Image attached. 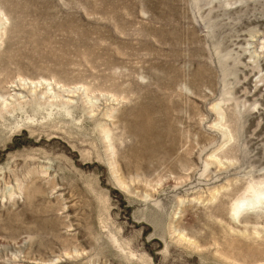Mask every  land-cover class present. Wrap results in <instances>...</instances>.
<instances>
[{"label": "rangeland", "instance_id": "obj_1", "mask_svg": "<svg viewBox=\"0 0 264 264\" xmlns=\"http://www.w3.org/2000/svg\"><path fill=\"white\" fill-rule=\"evenodd\" d=\"M262 196L264 0H0V264H264Z\"/></svg>", "mask_w": 264, "mask_h": 264}, {"label": "bare ground", "instance_id": "obj_2", "mask_svg": "<svg viewBox=\"0 0 264 264\" xmlns=\"http://www.w3.org/2000/svg\"><path fill=\"white\" fill-rule=\"evenodd\" d=\"M262 198V200L264 199V196H262V197H260V199ZM260 201V200H259ZM247 202V201H246ZM246 202H242L237 208H236V210H235V215H237L239 212H240V210H242V208H244L246 205H247V203ZM255 202H257V201H255ZM249 203V202H248ZM264 203V202H263ZM260 204V203H259ZM249 206V205H248Z\"/></svg>", "mask_w": 264, "mask_h": 264}]
</instances>
